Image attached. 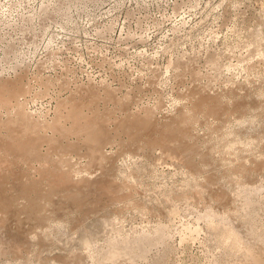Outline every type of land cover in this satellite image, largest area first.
<instances>
[{"label":"rangeland","instance_id":"1","mask_svg":"<svg viewBox=\"0 0 264 264\" xmlns=\"http://www.w3.org/2000/svg\"><path fill=\"white\" fill-rule=\"evenodd\" d=\"M73 1L0 0V264H264V0Z\"/></svg>","mask_w":264,"mask_h":264},{"label":"bare ground","instance_id":"2","mask_svg":"<svg viewBox=\"0 0 264 264\" xmlns=\"http://www.w3.org/2000/svg\"><path fill=\"white\" fill-rule=\"evenodd\" d=\"M52 1V0H51ZM72 2H75V1H73V0H71ZM80 1H82V0H80ZM79 1V2H80ZM61 2V1H60ZM57 3H59V2H57ZM63 3V2H62ZM62 3H60V4H62ZM68 3V2H67ZM77 3V2H76ZM75 3V4H76ZM81 3V2H80ZM86 3V2H85ZM50 4V3H49ZM59 5V4H58ZM64 5V4H63ZM70 5V4H69ZM56 6V5H55ZM62 6V5H61ZM65 6V5H64ZM57 7V6H56ZM66 7V6H65ZM64 7V8H65ZM60 8V7H59ZM42 9V8H41ZM66 10V9H65ZM67 10H68V8H67ZM47 11V10H46ZM45 11V12H46ZM60 11V10H59ZM61 12V11H60ZM62 12H64V11H62ZM68 12V11H67ZM42 13H44L43 11H42ZM52 13V12H51ZM56 13V12H55ZM58 13V12H57ZM64 14V13H63ZM48 15V14H47ZM46 15V16H47ZM36 16H39V15H36ZM40 17H41V15H40ZM28 18H30V16L28 17ZM32 18V17H31ZM44 18V17H43ZM264 19V18H263ZM24 20V19H23ZM28 21H30L29 19H28ZM264 22V21H263ZM23 23V22H22ZM27 26V25H26ZM260 26V25H259ZM25 28V27H24ZM261 28V27H260ZM259 28V29H260ZM27 30V29H26ZM30 32V31H29ZM241 34V33H240ZM254 35V34H253ZM258 35V34H257ZM256 37V36H255ZM259 37H260V33H259ZM245 38H246V36H245ZM249 39V38H248ZM252 39V38H251ZM256 39V38H255ZM238 40V39H237ZM254 40V39H253ZM244 41V40H243ZM250 42H251V40H250ZM253 42V41H252ZM251 42V43H252ZM259 42V41H258ZM248 43V42H247ZM243 44V43H242ZM255 44V43H254ZM259 44V43H258ZM244 46H247L248 44H243ZM240 46V45H239ZM243 46V47H244ZM251 46H253V45H251ZM242 47V46H241ZM248 48H250L249 46H248ZM251 49H253V48H250V50ZM256 49H258V47H256ZM263 51V50H262ZM257 53V52H256ZM208 54V53H207ZM221 54V53H220ZM254 54V53H253ZM249 57V56H248ZM254 59V58H253ZM53 60V59H52ZM181 60V59H180ZM179 62V61H178ZM183 62V61H182ZM251 62H252V60H251ZM54 63V62H53ZM180 63V62H179ZM184 64V63H183ZM194 64V63H193ZM209 65V64H208ZM230 67H232V66H230ZM248 67V66H247ZM174 70V69H173ZM211 70V69H210ZM215 74V73H214ZM177 75V74H176ZM159 94V93H158ZM5 99V98H4ZM19 103V102H18ZM17 103V104H18ZM2 107V106H1ZM7 107V106H6ZM3 108V107H2ZM21 109V108H20ZM23 109V108H22ZM81 111H83V110H81ZM132 113V112H131ZM23 114V113H22ZM61 114V113H60ZM84 114V113H83ZM26 115V114H25ZM29 115V114H28ZM27 116V115H26ZM63 116V115H62ZM24 117V116H23ZM68 117V116H67ZM80 117V116H79ZM91 117V116H90ZM17 118V117H16ZM88 118V117H87ZM135 118V117H134ZM145 119V118H144ZM17 120V119H16ZM62 120V119H61ZM61 120H58V124L59 123H61ZM168 120V119H167ZM173 120V119H172ZM53 121V120H52ZM190 122V121H189ZM84 123V122H83ZM138 123H140V122H138ZM49 124V123H48ZM47 124V125H48ZM80 125V124H79ZM137 125V124H136ZM141 125V124H140ZM144 125H146V124H144ZM188 126V125H187ZM141 127V126H140ZM146 127V126H145ZM94 128V127H93ZM184 128V127H183ZM84 130V129H83ZM187 130V129H186ZM190 130V129H189ZM85 131V130H84ZM64 133V132H63ZM66 133V132H65ZM82 133V132H81ZM179 133V132H178ZM97 134H96V132L95 133H93L92 135H89V138L88 139H90L91 141H92V143H95V142H97ZM85 140V139H84ZM26 141V140H25ZM24 141V142H25ZM31 153V152H30ZM162 156V155H161ZM100 162V161H99ZM81 180V179H80ZM80 180H78V181H80ZM57 183V182H56ZM79 183V182H78ZM58 184V183H57ZM63 185V184H62ZM242 185V184H241ZM242 187V186H241ZM240 188V187H239ZM243 188H244V186H243ZM243 188H241V189H243ZM264 188V187H263ZM244 196H245V198H246V203H250L251 201H250V199H249V193H248V191L247 190H244ZM200 194V193H199ZM235 211V210H234ZM241 212H243V211H241ZM177 213V209L176 208H173L172 210H171V212L169 213V215L171 216V215H174V214H176ZM238 214V213H237ZM242 214V213H241ZM229 215V214H228ZM220 216V215H219ZM223 216V215H222ZM208 217H212V218H216L217 217V215H215L214 213H213V211L212 210H207V211H205V213L201 216V218H208ZM140 243V242H139ZM121 247H122V249L123 250H119V244H118V242L117 241H113V243L109 246V247H107L103 252V255H102V257H103V260H106V262L107 261H111V262H113V261H116V260H118L119 258H125V257H132V255H131V250L129 249V246H128V244L127 243H123L122 245H121ZM140 250L141 251H143V249H142V244H140ZM134 257V256H133ZM131 259V258H130ZM134 259V258H133Z\"/></svg>","mask_w":264,"mask_h":264}]
</instances>
